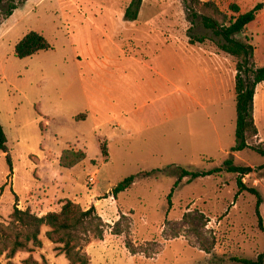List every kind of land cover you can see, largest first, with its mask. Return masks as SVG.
Masks as SVG:
<instances>
[{
    "label": "rangeland",
    "instance_id": "374dc122",
    "mask_svg": "<svg viewBox=\"0 0 264 264\" xmlns=\"http://www.w3.org/2000/svg\"><path fill=\"white\" fill-rule=\"evenodd\" d=\"M200 1L214 2L228 19L237 16L234 4L242 14L264 4ZM131 2L28 0L6 20L9 3L0 4V121L13 164L11 174L0 151V225L11 223L15 203L43 217L71 201L83 211L95 207L104 222L103 240L82 246L89 264L256 260L264 252L258 199L247 191L237 195L238 175L185 178L171 206L168 199L178 168L205 172L232 159L253 168L243 183L261 194L264 224V158L251 149L232 151L238 60L219 50L222 39L204 28L202 9L191 0H144L138 20L128 22ZM190 28L206 42L190 45ZM31 32L52 49L19 59L16 45ZM237 38L251 39L256 68H263L264 9ZM254 117L259 135L248 140L253 147L264 143V83L256 88ZM65 150L83 151L87 159L64 169ZM154 170L161 175L144 176ZM130 176H137L134 185L115 198L114 189ZM50 231L42 227L41 248L29 245L11 260L3 255L0 264L29 258L71 264L63 246L48 239Z\"/></svg>",
    "mask_w": 264,
    "mask_h": 264
},
{
    "label": "trees",
    "instance_id": "16d2710c",
    "mask_svg": "<svg viewBox=\"0 0 264 264\" xmlns=\"http://www.w3.org/2000/svg\"><path fill=\"white\" fill-rule=\"evenodd\" d=\"M28 0L20 4H14L12 0H0V4L9 3V8L4 12V20L12 16L13 12ZM144 0H132L125 12V20L128 22L137 21ZM196 6H200L203 12L201 21L205 29L213 31V33L222 39L218 43V48L223 53L238 60L236 65V109H237V129L236 139L237 145L233 152H242L247 149L254 150L264 158V143H259L253 147L248 144V140L258 138L259 130L254 117V99L256 88L264 83V67L256 68L254 62L255 48L250 43L251 39L245 41L237 38L246 30L247 26L253 23L260 12L264 9V4H258L246 13H241L238 5L231 6V10L237 16H231L229 19L222 14L214 2L202 3L200 0H191ZM194 17H198L196 11ZM218 17L222 18V22ZM194 21H192L193 23ZM192 28L189 29V44H204L206 37L192 35ZM52 49L47 39L37 33L31 32L27 34L17 45L15 55L19 59L33 57L34 55ZM8 140L4 127L0 121V151L8 153ZM101 153L104 157L109 155L106 145L101 146ZM87 159L86 153L83 151L65 150L61 158L60 164L64 169H74ZM7 162L9 164L11 174H13V164L10 155L7 154ZM213 162V160L211 161ZM181 173L179 179L175 182L171 193L168 196L171 206V199L175 190L185 178H189V182L196 181L200 178L210 176H220L224 172L238 175L239 192H249L257 197L256 215L258 217L259 228L264 232L263 218L260 213V207L263 203L261 194L254 188H248L243 183V178L253 172V168L237 166L234 160L230 159L224 163L221 168H216L205 172H192L183 168H178ZM161 170H154L145 173V177H158ZM142 175V174H141ZM137 176H130L124 179L113 191L116 198L129 190L136 182ZM16 202L18 197H15ZM11 223L7 226L0 225V257L5 255L7 259H13L18 252H28L31 250L29 245L35 248L43 246L40 239L41 229L48 226L51 231L47 233L48 239L54 244L63 246V251L71 264H89V260L82 254L83 244H89L92 239L103 240L104 238V222L97 214L96 208L91 207L86 211L81 210L78 205L71 201L65 203L58 212H50L43 217L32 213L29 209L21 210L17 203L14 206V212L11 215ZM185 219L189 220L186 215ZM191 223V222H190ZM116 235H120L119 230H115ZM130 242L127 247L131 249ZM205 251H209L203 245ZM233 261L240 264H264V252L260 254L256 260H248L243 258H233ZM8 264H12L9 262ZM25 264H39L33 258L25 261ZM43 264H48L44 262Z\"/></svg>",
    "mask_w": 264,
    "mask_h": 264
},
{
    "label": "crops",
    "instance_id": "0c3cea01",
    "mask_svg": "<svg viewBox=\"0 0 264 264\" xmlns=\"http://www.w3.org/2000/svg\"><path fill=\"white\" fill-rule=\"evenodd\" d=\"M126 56V55H125ZM165 70V69H164ZM163 70V71H164ZM154 72L156 73V75L158 74L159 75V77H162L163 78V80H164V82L166 83L167 82V78H166V76H164L163 74H161L160 72H159V69H154ZM178 90H179V88H178ZM81 116H83L84 117V119L83 120H86L87 119V114H80ZM77 116V115H76ZM79 116V115H78ZM75 118V117H74ZM118 126V128H120V126L119 125H117Z\"/></svg>",
    "mask_w": 264,
    "mask_h": 264
}]
</instances>
